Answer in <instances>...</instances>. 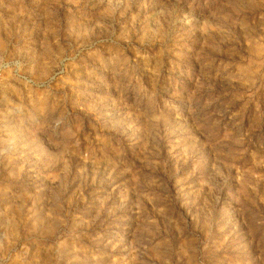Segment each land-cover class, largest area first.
<instances>
[{
  "label": "rangeland",
  "instance_id": "1",
  "mask_svg": "<svg viewBox=\"0 0 264 264\" xmlns=\"http://www.w3.org/2000/svg\"><path fill=\"white\" fill-rule=\"evenodd\" d=\"M0 264H264V0H0Z\"/></svg>",
  "mask_w": 264,
  "mask_h": 264
}]
</instances>
